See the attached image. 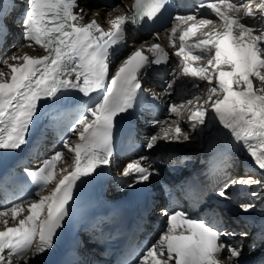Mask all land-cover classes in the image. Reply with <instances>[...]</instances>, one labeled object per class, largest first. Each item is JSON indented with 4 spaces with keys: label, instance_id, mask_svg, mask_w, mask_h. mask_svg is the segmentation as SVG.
<instances>
[{
    "label": "snow or ice",
    "instance_id": "1",
    "mask_svg": "<svg viewBox=\"0 0 264 264\" xmlns=\"http://www.w3.org/2000/svg\"><path fill=\"white\" fill-rule=\"evenodd\" d=\"M23 3L13 21L22 29L23 42L0 58V151L19 150L27 144L30 128L45 104L59 113L63 131L58 148L36 168L24 170L37 186L35 197L0 207V264H31L54 248L72 215L79 184L111 166L115 158L117 118L135 111L144 94L146 73L170 59L160 43H141L117 58L118 47L127 40L128 25L154 20L168 0L110 6L115 15L107 19V29L98 20L99 11L86 19L89 10L80 7L78 0ZM12 5L13 0H0V38L8 31ZM166 31L179 71L172 70L164 92L171 95L174 85L184 81L192 91L180 103L167 102L168 115L175 116L170 123L153 119L157 131L148 136L146 150L161 142H189L192 133L215 122L264 173V0H200L187 13H176ZM159 36L153 33L155 39ZM73 92L83 99L77 101ZM185 112L187 127L182 126ZM164 158L182 162L172 152ZM149 159L140 156L123 167L122 175L132 177L128 187L159 174L146 165ZM58 164L65 167L58 169ZM231 185L256 189L252 197L264 193V177L241 176ZM229 187L224 184L216 194L227 199ZM239 208L248 213L255 205L244 202ZM161 212L166 225L125 264H241L244 245L225 239L236 236L234 230L184 210L162 208ZM239 235L247 238L249 232ZM260 238L264 241V226ZM254 249L255 244L249 251Z\"/></svg>",
    "mask_w": 264,
    "mask_h": 264
},
{
    "label": "bare ground",
    "instance_id": "2",
    "mask_svg": "<svg viewBox=\"0 0 264 264\" xmlns=\"http://www.w3.org/2000/svg\"><path fill=\"white\" fill-rule=\"evenodd\" d=\"M19 3V10L15 12L10 19L8 20V26H10V34L7 37L5 49L6 51L0 52V58L4 55L10 54L11 52L16 50V47L23 42L22 29L18 23H14V19L17 17V13L20 12L24 3L23 0H16ZM93 1L90 0L88 2L80 1V7L86 8L89 10L88 16L86 19L90 18L93 12L99 11L100 16L98 17L99 22L102 24L105 29L109 27L107 23V19L110 18L111 15H115L114 12H110L111 5L105 4H97L93 6ZM234 2H245V0H234ZM131 3V0H114V5L116 4H126ZM112 5V6H114ZM126 11V9H124ZM119 11V10H118ZM214 18V17H210ZM17 36V37H16ZM160 40H155L152 37H144V36H133L129 34L125 43L121 44L117 49V58H123L134 48L141 45V43L151 44V43H160L166 49L170 50L171 53L174 49L169 48V41L167 39V31L160 34ZM195 39V38H193ZM147 54V53H146ZM173 66L170 72V75L162 80L156 78L155 75L146 73L145 78L142 82L144 91L146 93V98L149 101H152L160 106H162L167 115V102L169 100L175 101L176 103H180L181 99L190 98L186 93H190L192 91L191 84L187 81L178 82L177 85H174L173 91L171 95H168L164 92V89L171 79L172 70L174 68L179 71L178 59L172 55ZM155 94V98L153 96ZM202 102V101H201ZM187 115L185 112L182 119V126L187 127ZM153 119L151 115L145 116V120L140 123L139 136L141 140L146 145V140L149 135L154 134L157 129L152 126ZM172 119H175V116L168 115V122L170 123ZM213 134V124L210 123L208 126L203 128V131H197L192 133V139L189 142L185 143H174V144H165L161 142L158 147L155 149L148 151L146 154H141L134 158L128 159L126 161L125 157L118 159H113V168L111 172V184L107 190V194L109 198L112 199H121L126 197L132 189L137 187L139 184L128 187V186H120L119 181H130L132 177H125L122 175L123 167L126 166L127 163L139 158L140 156H148L149 159L146 162V165L150 164L152 167L158 169L159 174L150 178L149 181L143 182L145 184H150L152 188V192L154 197L156 198V206L157 209L153 212L151 216L149 224H147V229L143 234V245H150V243L157 237L158 232L166 225V217L162 214L161 209L164 206L165 197L163 190L167 187H173L176 181H180V179L184 176H187L191 172L204 173L208 170V161L207 154L209 152L208 146ZM60 141L57 140L53 135L47 138L37 155L33 158L32 162L29 166L37 167L42 161L50 156L54 150L58 148L60 145ZM167 152H172L176 157L182 160L181 163L176 162H168L164 158V154ZM161 159H157L158 156ZM162 163L165 166L169 173L170 178L164 177L159 171V163ZM246 163L248 165H252L255 167L256 165L246 159L241 158L240 156H229L222 164L226 165V174L223 176L224 181L218 187V190L223 187L224 184L228 183L230 185L228 189V198L234 201V207H221L215 209V203L213 201L205 202L201 205V210H206L210 212L217 211L221 222L225 224V227L232 231L234 230L237 235L236 236H228L225 239L231 243H240L244 245V255L241 257V264H264V241L260 238V232L262 226H264V193L259 194L257 197H252L251 192L256 190L252 187L244 186V185H231V180L236 179L238 177L247 175H252L255 179H260L261 177L254 176L253 174L256 172L253 169H242L241 165ZM65 167L64 164H58L57 168ZM230 175L228 180L227 177ZM264 177V176H263ZM216 192V193H217ZM217 197H219L216 194ZM244 202H252L255 205V209L245 213L239 208V205ZM0 207H2L0 205ZM215 209V210H214ZM247 230L249 232V236L246 238L239 235L241 231ZM255 244V249L249 251V248ZM96 247V243L91 236H82L80 238V250L82 253L87 254L91 253L93 249ZM143 247V248H144ZM142 250V249H141ZM89 262H93V259H89Z\"/></svg>",
    "mask_w": 264,
    "mask_h": 264
},
{
    "label": "rangeland",
    "instance_id": "3",
    "mask_svg": "<svg viewBox=\"0 0 264 264\" xmlns=\"http://www.w3.org/2000/svg\"><path fill=\"white\" fill-rule=\"evenodd\" d=\"M97 4H98V2H96V1L93 2V6H96ZM4 51H6V49H5ZM157 156H158V155H157ZM157 159H161L160 156H158Z\"/></svg>",
    "mask_w": 264,
    "mask_h": 264
}]
</instances>
